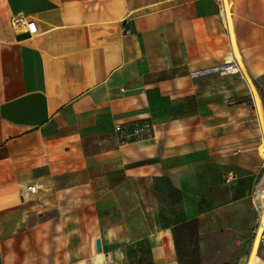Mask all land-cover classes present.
Here are the masks:
<instances>
[{
    "label": "crops",
    "instance_id": "0c3cea01",
    "mask_svg": "<svg viewBox=\"0 0 264 264\" xmlns=\"http://www.w3.org/2000/svg\"><path fill=\"white\" fill-rule=\"evenodd\" d=\"M229 3L252 85L193 77L237 63L219 0H0V264H136L143 242L144 264H264V0ZM143 122L142 140L115 130ZM164 180L182 196L168 221Z\"/></svg>",
    "mask_w": 264,
    "mask_h": 264
},
{
    "label": "built area",
    "instance_id": "2783aa9c",
    "mask_svg": "<svg viewBox=\"0 0 264 264\" xmlns=\"http://www.w3.org/2000/svg\"><path fill=\"white\" fill-rule=\"evenodd\" d=\"M221 3L220 6V17L223 20L224 24L229 26V17H228V6L230 8L231 12V17H232V5L228 2L226 3L224 0H219ZM12 26L15 29H22L25 32H28L31 35H34L37 33V28L35 21L24 14H18L12 18ZM235 65L237 63L235 62ZM211 73H219V74H233L230 72V70L227 69V67L223 64L218 65L216 67L207 69V70H202V71H197L193 73V77H201L205 75H209ZM260 124V130L262 133V138L261 141L263 142L264 140V127L262 123ZM116 132L120 134L122 138H136V139H144L151 135L153 132V125L150 122H143L141 124H136L132 126L131 128H125L121 125H118L115 128ZM260 189V186L257 187L256 191L254 192L253 199L255 202V207L258 211L259 214V221L256 225V227L253 229L252 234V242L254 243L258 237H260V242L259 245H264V226H262V216L261 214L264 212V201L263 199L260 198L258 195V190ZM27 190L31 193H36L37 187L36 186H30L27 188ZM263 215V214H262Z\"/></svg>",
    "mask_w": 264,
    "mask_h": 264
},
{
    "label": "rangeland",
    "instance_id": "374dc122",
    "mask_svg": "<svg viewBox=\"0 0 264 264\" xmlns=\"http://www.w3.org/2000/svg\"><path fill=\"white\" fill-rule=\"evenodd\" d=\"M231 22H232V20H231ZM239 63H240V61H239ZM240 65H241V63H240ZM243 70H244V68H243ZM244 72L246 73L245 70H244ZM248 83L251 84L250 82H248ZM230 103H231V101L229 100L228 104H230ZM252 111H253L255 123H257V127H258V148H257V152H258L259 157L264 162L263 157L259 154V146L262 144V141H261L262 133H261V130H260V124H259L260 121H259V118H258L256 107H253ZM248 129L250 130L249 126H248ZM178 146H179V143H174V148L178 149ZM182 148L183 147H181V150H183ZM149 183L150 182H148V184ZM176 183H177V181H174V184H176ZM174 184L170 180H168V181L164 180L163 183L161 184L162 189H163L162 190L163 195H162V197L160 199V201H161V205H160L161 213H160V215L164 219V221H168L170 219V217L172 216L173 210H174V215H175V213H176V205L175 204L179 205L180 201H181V197H182L181 193L177 190V188L174 186ZM263 187H264V181H262L260 183V188H263ZM164 190H167V192L164 191ZM172 202H173L174 208H172ZM174 202H176V203H174ZM141 211H142V209H141ZM152 213L153 212H152L151 209H149V208L146 209V217H145V219H146L145 223H146V226H147L146 232L149 231L150 226H151V228L153 227L152 221L155 220V216H157L156 214H154V216H152ZM161 225L163 227H166L167 226V222H163L162 221ZM141 227H142V225H141ZM141 232H143L142 229H141ZM143 245H146V242H143ZM146 248H147V246H145V249L141 250V252H142L141 255L137 254L136 256H134L136 264L148 263V259L149 258L147 256V249Z\"/></svg>",
    "mask_w": 264,
    "mask_h": 264
},
{
    "label": "bare ground",
    "instance_id": "6f19581e",
    "mask_svg": "<svg viewBox=\"0 0 264 264\" xmlns=\"http://www.w3.org/2000/svg\"><path fill=\"white\" fill-rule=\"evenodd\" d=\"M224 1L226 3L229 2V0H227V1L224 0ZM227 10H228V17H229V27H230V31H231L233 49H234V52H235V58L237 60V65H235V59H234V56H232V55H229L228 56L229 58H227V60L224 63V65L233 74H235V73H242L245 76V78L247 79V81L251 83V80H250L249 76L246 75V73L244 72V70L242 68L243 67V63L241 61L240 53H239V51L237 49V46H236V43H235V38H234V34H233V25H232V22H231V12H230L229 6H228ZM238 60L240 61L241 65H240V63H239ZM253 93H254V96H255V101H256V105H257V109H258L259 121H260V123L263 124V127H264V111H263V108H262V103H261V100L259 99L258 95L256 94L255 89H254V92ZM260 154L262 155V157L264 159V140H263L262 144L260 145ZM258 195L264 201V188H260L258 190ZM262 214H261V216L263 217L262 218V223H263L262 226H264V212ZM259 242H260V237H258L256 239V241L254 242V252H253V256L255 254V251H256L257 247L259 246ZM253 256H252V258H253Z\"/></svg>",
    "mask_w": 264,
    "mask_h": 264
},
{
    "label": "water",
    "instance_id": "95a60500",
    "mask_svg": "<svg viewBox=\"0 0 264 264\" xmlns=\"http://www.w3.org/2000/svg\"><path fill=\"white\" fill-rule=\"evenodd\" d=\"M96 248H97V251H98L99 253L102 252L101 240H99V239L96 241Z\"/></svg>",
    "mask_w": 264,
    "mask_h": 264
},
{
    "label": "trees",
    "instance_id": "16d2710c",
    "mask_svg": "<svg viewBox=\"0 0 264 264\" xmlns=\"http://www.w3.org/2000/svg\"><path fill=\"white\" fill-rule=\"evenodd\" d=\"M145 246H147V245H145ZM144 249H145V247H144ZM146 249H147V253H148V252H149V251H148V246H147V248H146ZM147 256H148V255H147ZM133 258H134V257H132V259H133Z\"/></svg>",
    "mask_w": 264,
    "mask_h": 264
}]
</instances>
